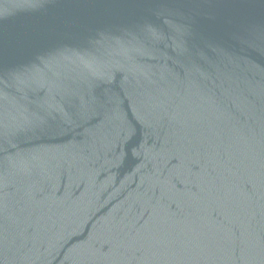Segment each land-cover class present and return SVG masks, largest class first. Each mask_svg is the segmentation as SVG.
<instances>
[{
    "label": "water",
    "instance_id": "95a60500",
    "mask_svg": "<svg viewBox=\"0 0 264 264\" xmlns=\"http://www.w3.org/2000/svg\"><path fill=\"white\" fill-rule=\"evenodd\" d=\"M0 264H264V0H0Z\"/></svg>",
    "mask_w": 264,
    "mask_h": 264
}]
</instances>
